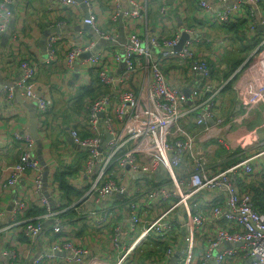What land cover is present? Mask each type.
Here are the masks:
<instances>
[{"label": "built area", "instance_id": "2783aa9c", "mask_svg": "<svg viewBox=\"0 0 264 264\" xmlns=\"http://www.w3.org/2000/svg\"><path fill=\"white\" fill-rule=\"evenodd\" d=\"M96 1L82 0L81 24L104 47L96 51V40L81 37L64 57L68 71L79 65L82 91L81 115L59 128L64 153L71 139L84 155L81 171L68 179L81 193L70 204L54 179L69 171L57 166L52 173L53 160L47 162L55 127L48 122L51 87L42 90L36 81L38 66L56 64L61 34L48 37L40 63L20 60L15 86L0 88L6 99L18 94L35 103L44 158L41 164L27 133L14 132L3 145H19L20 155L0 166V194L16 191L8 208L0 206V264H139L146 248L155 254L143 264L172 258L174 264H264V143L252 146L249 135L236 139L237 129L264 111V0H190L202 9L205 27H177L172 13L187 0H161L159 19L123 42L120 18L129 31L147 15L148 0H126L131 11L122 0H105L106 18L95 13ZM19 2L0 0V37ZM231 27L239 28L249 51L224 79L220 56L230 46ZM182 34L187 38L175 50ZM241 75L238 109L225 113L222 91ZM98 86L100 93L84 94Z\"/></svg>", "mask_w": 264, "mask_h": 264}, {"label": "crops", "instance_id": "0c3cea01", "mask_svg": "<svg viewBox=\"0 0 264 264\" xmlns=\"http://www.w3.org/2000/svg\"><path fill=\"white\" fill-rule=\"evenodd\" d=\"M78 2V1H77ZM105 0H97L94 6L95 13L99 18H106L109 14L108 4ZM166 1L148 0L146 3V14L142 19L133 20L131 29L123 31V40L125 37L134 31L136 34L142 35L145 31V25L155 23L159 19V9ZM123 9L131 11V7L126 0H122ZM183 4L175 6L172 13L174 23L177 27L182 24L186 26H197V23L205 27L204 15L202 9L187 0ZM50 7L52 9L50 10ZM86 7L81 2H78L76 7H63L57 0H20L14 7V16L8 30L0 37V88L13 87L17 84L21 69L19 68L20 60H26L34 64L40 63L45 58V42L51 35L61 34V41L56 47V64L47 67H37L36 81L40 89H50L53 99V108L48 116L49 124L54 122L55 117H63L68 121H77L81 115L79 105L80 93L78 90V81L81 78L79 65L68 71L65 67L64 57L70 43H78L80 38L84 40H95L91 31L81 24V19L86 16ZM144 17L146 19L144 20ZM154 21V22H153ZM56 23H61L58 27ZM150 26V25H149ZM119 25L117 26V36L119 38ZM229 48L223 51L220 56L222 63L221 77L225 79L226 71L231 69V66L238 59L242 63L247 59V52L242 47L241 39L233 34L227 33ZM123 40L121 42H123ZM104 43L97 41L95 50L100 51L104 47ZM81 58L77 61L79 63ZM76 63V64H77ZM241 63V64H242ZM224 69V70H223ZM245 78L239 83V79L231 82L221 99L222 109L225 113L230 111L235 112L238 109V90L242 88L241 84ZM228 96V97H226ZM262 110V120L264 121V111ZM36 113V105L34 102L22 98L15 94L11 99H6L4 95H0V166L11 165L19 160L20 147L15 144L11 149L3 147L5 142H8L11 134L14 132L27 133L31 136L30 118ZM258 111L255 112V115ZM36 117V115H35ZM39 133V128L37 129ZM51 153L47 162L50 164V172L54 173L57 166L61 167L60 171L67 168L70 173H79L84 161V155L81 150L77 149L67 139L64 144V149L70 156L66 155L60 147V131L59 129H50ZM61 134L62 131H61ZM264 143V142H263ZM45 150L49 151L45 147ZM37 151V150H36ZM50 152V151H49ZM71 178H75L72 175ZM75 181V180H74ZM22 183L18 187V191L23 187ZM16 196L15 189L12 191L0 194V206L9 207L11 200Z\"/></svg>", "mask_w": 264, "mask_h": 264}, {"label": "trees", "instance_id": "16d2710c", "mask_svg": "<svg viewBox=\"0 0 264 264\" xmlns=\"http://www.w3.org/2000/svg\"><path fill=\"white\" fill-rule=\"evenodd\" d=\"M227 31L230 32L231 34H233L234 36H236L237 38H240L241 33H240V30L238 27H231L230 29H227ZM260 34L261 33L259 31L256 32V36H260ZM242 40H245V39L243 38ZM245 44L247 45V43H245ZM248 51H249V48L246 49V52H248ZM242 60H238V61L234 62V64L231 66V69L229 71H226V73H227L225 75L226 78H228L231 75V71L235 70L238 66L241 65ZM101 90H102L101 87L98 86L95 88V90L84 91V94H88V95L92 94L93 95V94L100 93ZM226 90H228V87H226L222 91V94H224V92ZM222 97H223V95H222ZM78 99H80V98H78ZM79 102H80V100H79ZM78 107H79V109H81L80 105ZM72 175L75 176V173L59 172L56 175H54V179L58 182L59 191L62 193L63 198L66 200V204H70L72 201V198L76 199L81 194L80 192L74 190V188L71 185H69V183H68V179L71 178ZM41 213H42V211H34L32 214L33 215H39ZM149 253L150 254L147 256H142V257L140 256L138 259V263L143 264V261L141 260L143 257L149 258L151 256H154V254H155L153 251L152 252L150 251Z\"/></svg>", "mask_w": 264, "mask_h": 264}, {"label": "rangeland", "instance_id": "374dc122", "mask_svg": "<svg viewBox=\"0 0 264 264\" xmlns=\"http://www.w3.org/2000/svg\"><path fill=\"white\" fill-rule=\"evenodd\" d=\"M240 60V59H238ZM234 71V70H233ZM233 71H231V74L233 73ZM237 79H240V77L238 76ZM228 97V96H226ZM261 109V108H259ZM258 109V113L253 117V119L247 123L245 126L240 127L237 129V140L239 138L244 137L245 135H249L252 140H251V145L252 146H258L263 144L264 142V121L262 120V110L259 111ZM74 122V121H73ZM71 120L70 121H66L63 117H55L54 119V123H55V127L54 129H59L60 127H64L65 124H71L73 123ZM241 148H243L244 146L241 145ZM249 147H245L244 149H247ZM50 155H52L51 151L49 153ZM152 252V250H150L149 248L143 249L142 253H140L141 257L142 256H147ZM159 252V251H158ZM147 257H143L141 260H146Z\"/></svg>", "mask_w": 264, "mask_h": 264}, {"label": "water", "instance_id": "95a60500", "mask_svg": "<svg viewBox=\"0 0 264 264\" xmlns=\"http://www.w3.org/2000/svg\"><path fill=\"white\" fill-rule=\"evenodd\" d=\"M78 2H81L82 0H76ZM11 11L13 12V7H10ZM118 25H119V38L118 40L122 41L123 40V22H122V19L120 18L119 22H118ZM258 30H261V28H258ZM93 37L95 38L96 41H99L98 39V36L95 35L92 31H91ZM186 35L182 34V37L178 43V45L174 48L175 50H180L183 42L185 41L186 39ZM124 41V40H123ZM101 42V41H100ZM185 94L187 95L188 92L187 91H184ZM208 123H211V121L208 120ZM37 123H36V117L35 115L33 114V116L30 118V131H31V137L33 138V140L36 142V145H37V155H38V159H39V162L41 164H44V158H43V154H42V151H43V145L39 139V135H38V132H37ZM69 142L71 143V139H69ZM47 177V173L45 174V178ZM44 178V179H45ZM158 180H163L164 179V176H159L157 177ZM46 180V179H45ZM175 263V258H172V261H171V264H174Z\"/></svg>", "mask_w": 264, "mask_h": 264}]
</instances>
